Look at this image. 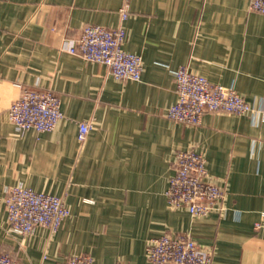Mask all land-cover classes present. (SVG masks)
<instances>
[{
    "label": "crops",
    "instance_id": "obj_1",
    "mask_svg": "<svg viewBox=\"0 0 264 264\" xmlns=\"http://www.w3.org/2000/svg\"><path fill=\"white\" fill-rule=\"evenodd\" d=\"M254 0H129L124 51L139 55V81L67 52L87 25L116 29L123 0H0V252L17 264H148L151 239L189 235L212 264H264V121L204 113L199 125L168 118L173 72L186 67L234 89L264 111V13ZM22 89L52 91L63 118L50 132L17 133L7 110ZM92 130L82 147L78 123ZM195 149L220 209L195 217L165 197L175 155ZM22 186L60 197L55 233L7 234L3 198ZM260 224L258 229L255 224Z\"/></svg>",
    "mask_w": 264,
    "mask_h": 264
},
{
    "label": "built area",
    "instance_id": "obj_2",
    "mask_svg": "<svg viewBox=\"0 0 264 264\" xmlns=\"http://www.w3.org/2000/svg\"><path fill=\"white\" fill-rule=\"evenodd\" d=\"M128 3L129 0H123L119 27L110 30L99 25H87L79 38L67 47L68 53L103 65L117 81H139L143 71L142 58L122 48L125 38L123 23L129 16ZM249 9L264 13V0H254ZM173 77L177 100L168 109L167 116L175 122L199 125L204 113L216 112L256 114L264 121V111L253 109L232 88L213 85L186 67L174 71ZM7 116L17 133L29 130L50 132L63 118L59 99L52 91L29 89H22L18 99L8 107ZM77 125V141L82 147L92 125L88 121H81ZM174 162L175 172L165 192L168 205L174 209L183 208L195 217H205L220 209L224 190L208 180L205 157L195 149H189L176 153ZM3 203L7 213L5 232L9 235L28 236L36 227H44L55 233L69 215L60 197L22 186L8 187ZM254 226L258 229L260 224ZM146 257L148 264H212L213 259L212 249L198 245L189 235L168 234L148 242ZM0 264L17 262L0 252ZM64 264H94V260L88 254L73 255Z\"/></svg>",
    "mask_w": 264,
    "mask_h": 264
}]
</instances>
